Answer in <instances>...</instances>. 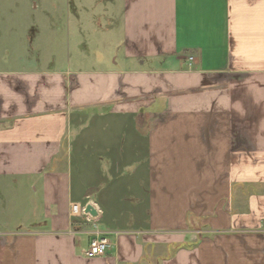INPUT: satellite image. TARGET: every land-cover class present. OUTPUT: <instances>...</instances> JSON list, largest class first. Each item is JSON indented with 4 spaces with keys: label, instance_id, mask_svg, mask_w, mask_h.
Listing matches in <instances>:
<instances>
[{
    "label": "crops",
    "instance_id": "crops-1",
    "mask_svg": "<svg viewBox=\"0 0 264 264\" xmlns=\"http://www.w3.org/2000/svg\"><path fill=\"white\" fill-rule=\"evenodd\" d=\"M0 264H264V0H0Z\"/></svg>",
    "mask_w": 264,
    "mask_h": 264
},
{
    "label": "rangeland",
    "instance_id": "rangeland-1",
    "mask_svg": "<svg viewBox=\"0 0 264 264\" xmlns=\"http://www.w3.org/2000/svg\"><path fill=\"white\" fill-rule=\"evenodd\" d=\"M4 192H6V201L8 206H12L14 208H17L18 206L20 209L22 208L21 204L25 203V201L28 199L30 200L32 197L34 199L35 205H36V211L40 209V194L39 192L33 195V192L29 188V186H25L24 189L19 188L18 191H16V188L11 184V182H5L4 183ZM18 194V195H17Z\"/></svg>",
    "mask_w": 264,
    "mask_h": 264
},
{
    "label": "built area",
    "instance_id": "built-area-1",
    "mask_svg": "<svg viewBox=\"0 0 264 264\" xmlns=\"http://www.w3.org/2000/svg\"><path fill=\"white\" fill-rule=\"evenodd\" d=\"M92 202L90 201V205ZM93 239L90 242L89 249L86 253L88 257H104L107 253V250L110 248L111 243L108 239L106 232L101 231L98 227L92 232Z\"/></svg>",
    "mask_w": 264,
    "mask_h": 264
},
{
    "label": "water",
    "instance_id": "water-1",
    "mask_svg": "<svg viewBox=\"0 0 264 264\" xmlns=\"http://www.w3.org/2000/svg\"><path fill=\"white\" fill-rule=\"evenodd\" d=\"M92 211H93V208L91 206H89L88 209H87V212H92Z\"/></svg>",
    "mask_w": 264,
    "mask_h": 264
}]
</instances>
